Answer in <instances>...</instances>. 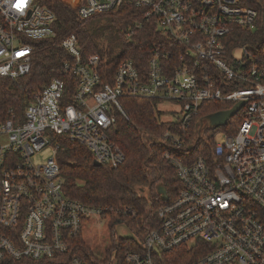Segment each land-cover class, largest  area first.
Listing matches in <instances>:
<instances>
[{"label": "built area", "instance_id": "built-area-1", "mask_svg": "<svg viewBox=\"0 0 264 264\" xmlns=\"http://www.w3.org/2000/svg\"><path fill=\"white\" fill-rule=\"evenodd\" d=\"M122 6H133L122 11L152 21L177 45L155 44L145 69L132 59L112 69L108 48L84 57L75 34L60 40L69 54L63 77L36 92L21 119L12 114L0 121V260L70 254L67 264H176L173 251L185 247L198 255L183 264H264V54L248 43L228 49L226 41L235 27L254 28L256 10L239 0H80L77 14L91 19ZM54 19L37 0H0V76L29 72V41L54 36ZM121 96L179 104L175 125L159 137L176 149L163 157L179 188L158 206L159 224L137 248L120 254L115 244L98 258L76 253V238L92 217L110 219L65 194L52 136L65 134L96 161L117 167L125 156L109 132L117 111L127 117ZM211 100L244 101L235 114L240 121L233 134L221 131L216 140L215 133L212 159H191L192 124L201 103ZM48 146L52 155L34 163L31 157Z\"/></svg>", "mask_w": 264, "mask_h": 264}, {"label": "trees", "instance_id": "trees-1", "mask_svg": "<svg viewBox=\"0 0 264 264\" xmlns=\"http://www.w3.org/2000/svg\"><path fill=\"white\" fill-rule=\"evenodd\" d=\"M48 7L54 14L53 28L55 35L39 40L29 41L33 46L31 68L27 74L16 78L0 76V121L11 117H23L26 106L33 95L41 90L54 77H63L61 66L69 54L62 47L60 40L75 34L82 55L101 53L102 47L99 35L104 33L111 40L108 42V52L112 59L109 65L112 69L122 59H132L134 64L145 69L155 44L177 45L174 41L161 36L152 21H143L140 16L122 11L100 15L91 19H82L77 14L80 0H37ZM242 5L254 8L257 16L254 28L235 27L227 36L228 49L236 45L250 44L261 54H264V0H239ZM105 19L100 23L96 20ZM141 20V26L134 28V23ZM131 32L126 37V32ZM107 33V34H105ZM112 34V36H111ZM103 35V34H102ZM110 35V37H109ZM179 48V47H178ZM176 54L170 52L168 61L176 63ZM119 102L127 117L116 112V124L109 132L111 140L124 153V160L117 167L106 164L94 166V157L90 150L65 134H53L52 143H58L56 160L60 166L65 194L79 202L95 206L103 210L110 219L113 229L115 223H125L136 237H115L111 233V247L120 246L119 253L135 249L145 233L159 224L157 208L164 202L172 200L179 185L175 179V168L163 155L176 151L170 144L160 141V134L175 125L174 121H162L156 99L121 96ZM234 102L229 100L203 101L200 113L191 127L192 151L191 159L203 156L213 157L214 135L218 131L233 134L235 124L240 121L239 114L234 115L224 126L209 129L207 123L195 132L196 121L208 113L229 109ZM211 133L210 136L206 135ZM143 189L147 190L144 194ZM126 209V210H125ZM80 251L76 253L92 254L81 236L76 238ZM180 259L176 264H183L195 258L198 253L187 252L185 247L173 251ZM70 254L53 259H15L5 257L0 264H67Z\"/></svg>", "mask_w": 264, "mask_h": 264}, {"label": "rangeland", "instance_id": "rangeland-1", "mask_svg": "<svg viewBox=\"0 0 264 264\" xmlns=\"http://www.w3.org/2000/svg\"><path fill=\"white\" fill-rule=\"evenodd\" d=\"M97 22H104L105 19L99 18ZM103 34V35H102ZM107 34V33H105ZM112 36V34H111ZM110 37V35H109ZM113 37V36H112ZM110 38H107L104 33L99 35V41L101 47H107ZM241 54V50L237 49L235 55ZM158 110L161 112L160 119L162 121H173L176 119V113L179 111V104L174 101H162L158 104ZM207 122L205 121L204 124ZM223 136L221 131H218L215 135L216 140H219ZM52 155L51 147H45L39 152L35 153L31 160L34 163H43ZM144 194H147V190L143 189ZM116 233L118 237H136L132 230L125 223H115L112 229L108 219L92 217L88 223L83 227V240L92 253L98 257H105L106 250L111 247V233Z\"/></svg>", "mask_w": 264, "mask_h": 264}, {"label": "water", "instance_id": "water-1", "mask_svg": "<svg viewBox=\"0 0 264 264\" xmlns=\"http://www.w3.org/2000/svg\"><path fill=\"white\" fill-rule=\"evenodd\" d=\"M244 104V101H238L236 102L231 108L225 109V110H219L212 113H208L205 115L203 119H200L197 122V126H200L204 123V121L207 122V125L209 129H214L219 126H224L228 122V120L233 117L236 112L240 109V107ZM94 166H100L101 163L99 161L93 160Z\"/></svg>", "mask_w": 264, "mask_h": 264}, {"label": "snow or ice", "instance_id": "snow-or-ice-1", "mask_svg": "<svg viewBox=\"0 0 264 264\" xmlns=\"http://www.w3.org/2000/svg\"><path fill=\"white\" fill-rule=\"evenodd\" d=\"M17 7H22V4H20V5H17Z\"/></svg>", "mask_w": 264, "mask_h": 264}]
</instances>
